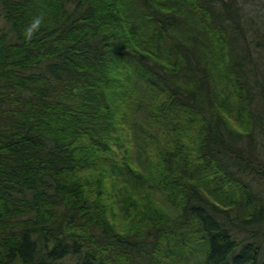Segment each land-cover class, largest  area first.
I'll use <instances>...</instances> for the list:
<instances>
[{
	"label": "trees",
	"instance_id": "1",
	"mask_svg": "<svg viewBox=\"0 0 264 264\" xmlns=\"http://www.w3.org/2000/svg\"><path fill=\"white\" fill-rule=\"evenodd\" d=\"M258 1L0 0V264H264Z\"/></svg>",
	"mask_w": 264,
	"mask_h": 264
},
{
	"label": "clouds",
	"instance_id": "2",
	"mask_svg": "<svg viewBox=\"0 0 264 264\" xmlns=\"http://www.w3.org/2000/svg\"><path fill=\"white\" fill-rule=\"evenodd\" d=\"M43 20H44L43 15H37L32 18L31 22L29 23L28 26H26L23 33L24 39L26 41H31L33 39L34 35L39 31L43 23Z\"/></svg>",
	"mask_w": 264,
	"mask_h": 264
},
{
	"label": "rangeland",
	"instance_id": "3",
	"mask_svg": "<svg viewBox=\"0 0 264 264\" xmlns=\"http://www.w3.org/2000/svg\"><path fill=\"white\" fill-rule=\"evenodd\" d=\"M258 3L261 4V1H258ZM260 7L264 8V4L262 3Z\"/></svg>",
	"mask_w": 264,
	"mask_h": 264
}]
</instances>
